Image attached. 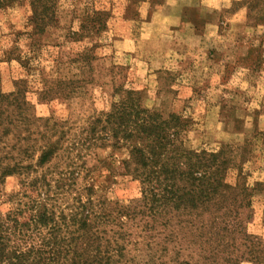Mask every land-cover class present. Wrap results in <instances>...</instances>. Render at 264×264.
I'll return each mask as SVG.
<instances>
[{"label":"rangeland","instance_id":"374dc122","mask_svg":"<svg viewBox=\"0 0 264 264\" xmlns=\"http://www.w3.org/2000/svg\"><path fill=\"white\" fill-rule=\"evenodd\" d=\"M0 89L28 103L0 132V172L22 165L0 179L1 212L43 201L93 264H264V0H15ZM127 90L186 122L177 144L224 161L221 207L150 194L108 129Z\"/></svg>","mask_w":264,"mask_h":264},{"label":"trees","instance_id":"16d2710c","mask_svg":"<svg viewBox=\"0 0 264 264\" xmlns=\"http://www.w3.org/2000/svg\"><path fill=\"white\" fill-rule=\"evenodd\" d=\"M14 1L0 0V8ZM27 104L20 90L0 89L1 136L9 134L12 119L16 120ZM31 118L35 119L33 115ZM107 124L111 134L119 136L128 147L133 172L139 173L142 182L150 187L151 195L171 197L170 202L182 201L190 208L202 205L208 209L209 203L221 205L222 191L230 187L222 180L224 161L217 154H198L177 144L186 126L177 114L164 118L144 108L137 91L127 90L126 97L112 104ZM47 152L43 151L41 159ZM10 165L1 167L0 179L22 168L19 161ZM184 183L195 188L186 201L182 199L186 192ZM24 209L25 204L20 203L6 212L0 211V264H93L86 236L80 234L72 242H65L59 232L62 221L46 203L37 202L30 210Z\"/></svg>","mask_w":264,"mask_h":264},{"label":"crops","instance_id":"0c3cea01","mask_svg":"<svg viewBox=\"0 0 264 264\" xmlns=\"http://www.w3.org/2000/svg\"><path fill=\"white\" fill-rule=\"evenodd\" d=\"M179 13V12H178ZM131 40H118L117 42V44H116V46L118 47V48H121V49H126V50H129V49H131V47L129 46V42H130Z\"/></svg>","mask_w":264,"mask_h":264}]
</instances>
